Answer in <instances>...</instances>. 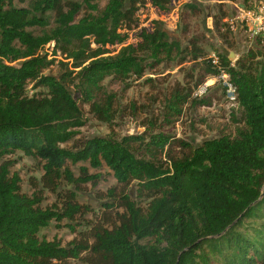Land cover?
<instances>
[{
	"label": "trees",
	"instance_id": "trees-1",
	"mask_svg": "<svg viewBox=\"0 0 264 264\" xmlns=\"http://www.w3.org/2000/svg\"><path fill=\"white\" fill-rule=\"evenodd\" d=\"M92 1L0 0V264H64L84 251L95 257L91 264H264V44L257 42L233 64L217 52V63L208 58L202 65L204 77L223 71L236 86L243 127L234 136L220 134L195 146L163 132L149 134L147 142L135 134L76 140L85 120L66 82L110 123L114 98H99L104 79L140 78L187 51L154 19L135 44L110 54L106 45L125 41L119 29L131 26L144 0H105L100 11ZM150 2L165 9L170 0ZM52 41V54L58 49L71 60L72 69L61 76L44 73L54 60L38 53ZM30 81L38 89L31 94ZM186 97L175 92L166 122L180 115ZM70 141L72 147L62 146ZM142 145L148 157L136 154ZM17 151L39 159L50 181L96 177L82 169L84 176L74 178L68 161L105 165L119 183L135 181L145 205L122 194L117 224L97 230L92 243L62 246L41 238L42 228L60 226L81 209L72 200L60 210L43 208L40 198L22 193L6 158Z\"/></svg>",
	"mask_w": 264,
	"mask_h": 264
},
{
	"label": "rangeland",
	"instance_id": "rangeland-1",
	"mask_svg": "<svg viewBox=\"0 0 264 264\" xmlns=\"http://www.w3.org/2000/svg\"><path fill=\"white\" fill-rule=\"evenodd\" d=\"M254 1L257 0H170L165 9L152 6L150 0L138 3L135 21L129 28L119 29L126 34L125 41L106 45L110 54L116 53L123 45L135 44L140 28L150 29V22L154 19L162 22V28L170 40H177L187 51L145 70L140 78L132 75L125 81L111 77L104 79L101 90L105 91V94L101 91L99 98L105 99L106 95H112L114 98L112 106L115 115L110 123L99 120L90 110L89 104L78 99L79 94L66 82L78 100L85 120V124L78 128L75 139L107 136L120 140L125 135L135 134L143 136L147 142L149 134L163 132L195 146L204 139L220 134L234 136L236 129L243 127L242 110L236 101L226 98L221 83L213 80V75L204 77L202 65L208 58L216 57L217 52L227 54L233 64L249 49L256 48L257 42L264 44L249 35L245 22L239 20L241 8L252 7ZM92 2L97 4L99 11L106 3L105 0ZM188 4L193 7H187ZM92 47L95 45L92 44ZM53 51V41L38 51L40 55H46L47 59L54 60L44 73L61 76L66 70L72 69L71 60L60 50L57 49L55 54H52ZM195 51L201 53L200 57L192 59L191 55ZM184 56L185 59L182 60ZM149 61L147 59L145 62ZM205 81H208L209 86L201 95L194 97ZM33 85V81L27 85L29 94L38 90L33 89ZM175 92L187 97L184 103L178 104L181 108L180 115L170 116L166 122L169 113L167 104L171 101L175 103ZM194 98L205 99L209 105L195 103ZM72 142L63 143L62 146L72 147ZM136 150H139L137 155H149L144 145L138 146ZM6 158L13 161L10 171L18 174L21 192L40 198L41 207L60 210L69 200L80 206V212L73 219H64L60 226L52 222L40 231L41 238L56 240L62 246H67L72 241L92 243L93 234L97 230L111 228L117 224L119 215L124 212L122 194H127L142 206L145 205L143 200L137 197L136 182L119 183L105 165L94 168L87 161L75 164L68 161L66 166L74 178L84 176L82 169H86L87 175L96 176L90 180L70 183L65 177L50 181L44 176L42 162L37 158L26 156L19 151ZM93 258L95 257L92 254L84 251L81 258H69L64 264H91Z\"/></svg>",
	"mask_w": 264,
	"mask_h": 264
},
{
	"label": "built area",
	"instance_id": "built-area-1",
	"mask_svg": "<svg viewBox=\"0 0 264 264\" xmlns=\"http://www.w3.org/2000/svg\"><path fill=\"white\" fill-rule=\"evenodd\" d=\"M239 20L245 22V25L247 27L246 29L249 35L253 36L254 38H257L260 42L264 43V0L254 1V4L250 8H241ZM142 28H140L139 32H141ZM137 37L139 39V35H137ZM210 58H212L213 63H217V56H212ZM212 79L221 83L227 99L231 101H236V86L227 73L222 71L219 74L214 75ZM208 86V81L203 82V87L195 93L196 96L194 95V97H197L198 94L201 95Z\"/></svg>",
	"mask_w": 264,
	"mask_h": 264
}]
</instances>
